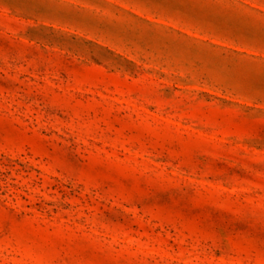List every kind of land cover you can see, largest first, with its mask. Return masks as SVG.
Masks as SVG:
<instances>
[{
	"label": "rangeland",
	"instance_id": "1",
	"mask_svg": "<svg viewBox=\"0 0 264 264\" xmlns=\"http://www.w3.org/2000/svg\"><path fill=\"white\" fill-rule=\"evenodd\" d=\"M0 264H264V0H0Z\"/></svg>",
	"mask_w": 264,
	"mask_h": 264
}]
</instances>
